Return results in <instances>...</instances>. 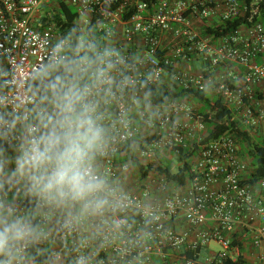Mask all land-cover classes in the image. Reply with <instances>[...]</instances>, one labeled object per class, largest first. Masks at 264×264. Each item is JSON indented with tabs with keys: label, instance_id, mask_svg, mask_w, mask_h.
I'll use <instances>...</instances> for the list:
<instances>
[{
	"label": "built area",
	"instance_id": "2783aa9c",
	"mask_svg": "<svg viewBox=\"0 0 264 264\" xmlns=\"http://www.w3.org/2000/svg\"><path fill=\"white\" fill-rule=\"evenodd\" d=\"M245 11L242 0H0V220L30 228L0 264H264V179L250 183L251 159L233 136L206 140L192 101L147 94L163 84L218 97L264 141V27L215 40L198 30ZM69 92L75 114L103 129L88 163L104 185L87 200L49 196L52 165L27 162ZM193 144L183 184L158 169H176L173 150Z\"/></svg>",
	"mask_w": 264,
	"mask_h": 264
},
{
	"label": "clouds",
	"instance_id": "9594fccd",
	"mask_svg": "<svg viewBox=\"0 0 264 264\" xmlns=\"http://www.w3.org/2000/svg\"><path fill=\"white\" fill-rule=\"evenodd\" d=\"M80 99L76 92L66 93L58 105L61 118L51 129L32 142L27 162L40 168L52 165V171L41 178L42 191L49 196L87 200L99 192L104 182L94 175L88 161L102 144L103 129L98 127L87 110L75 114V104ZM106 201L97 200L101 207ZM30 235L29 225L17 219L0 220V254L10 252L13 243Z\"/></svg>",
	"mask_w": 264,
	"mask_h": 264
},
{
	"label": "trees",
	"instance_id": "16d2710c",
	"mask_svg": "<svg viewBox=\"0 0 264 264\" xmlns=\"http://www.w3.org/2000/svg\"><path fill=\"white\" fill-rule=\"evenodd\" d=\"M242 2L246 7L245 14L242 17L219 23L214 26L201 23L198 30L203 35L210 36L215 40L231 34L243 25L250 26L251 24L260 23L264 27V0H242ZM62 10L69 18V22H71V18L75 17L73 10L64 7ZM255 11H257V13L253 14L252 12ZM250 17H252L251 22H249ZM83 54L84 52H82V55ZM70 69L75 73L74 65H72ZM40 84V82H37L38 86ZM147 94L155 105L182 100H190L199 105L200 109L198 113L200 114L202 121L208 125V136L206 140L215 139L220 136H233L240 146L242 154L251 159L253 172L250 183L254 185L264 179V141L258 136H252L244 130L239 122L231 115V112L222 103L221 99L205 92L184 91L176 87L170 88L163 84H158L154 88L148 89ZM197 152L198 147L196 144H193V148L175 149L173 150V153L175 154L179 166L174 170H171L168 167L164 169L159 167L158 169L161 172H164L171 180L178 184H183L187 179V172H189V160L193 155L197 154ZM238 242L239 238H236L235 243ZM241 250L243 251V248ZM43 259L44 256H40V258L37 255L35 256L37 264H42ZM245 263L246 261L244 258L240 256L238 262L234 264ZM224 264L232 263L225 262Z\"/></svg>",
	"mask_w": 264,
	"mask_h": 264
},
{
	"label": "rangeland",
	"instance_id": "374dc122",
	"mask_svg": "<svg viewBox=\"0 0 264 264\" xmlns=\"http://www.w3.org/2000/svg\"><path fill=\"white\" fill-rule=\"evenodd\" d=\"M193 105H194L195 110H196V111H199V106L196 105L195 103H194ZM171 163L174 164V165L177 163V161H176V157H175V156L173 157V160L171 161ZM173 168H174V167H173ZM248 246H249V245H248Z\"/></svg>",
	"mask_w": 264,
	"mask_h": 264
},
{
	"label": "crops",
	"instance_id": "0c3cea01",
	"mask_svg": "<svg viewBox=\"0 0 264 264\" xmlns=\"http://www.w3.org/2000/svg\"><path fill=\"white\" fill-rule=\"evenodd\" d=\"M192 70H193V71L198 70L197 66H196V65H192ZM262 91L264 92V89H263V88H262ZM263 95H264V94H263Z\"/></svg>",
	"mask_w": 264,
	"mask_h": 264
}]
</instances>
